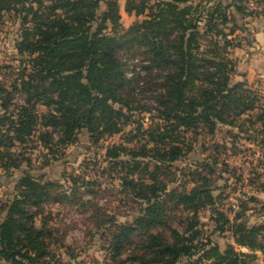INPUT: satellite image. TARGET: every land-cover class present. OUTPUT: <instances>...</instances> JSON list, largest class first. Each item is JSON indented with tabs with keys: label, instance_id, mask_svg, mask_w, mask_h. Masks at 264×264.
Returning a JSON list of instances; mask_svg holds the SVG:
<instances>
[{
	"label": "trees",
	"instance_id": "16d2710c",
	"mask_svg": "<svg viewBox=\"0 0 264 264\" xmlns=\"http://www.w3.org/2000/svg\"><path fill=\"white\" fill-rule=\"evenodd\" d=\"M28 1L0 0V18L23 6L15 44L20 66L10 88L0 87V168L8 173L23 160L30 165L31 142L58 150L83 130L96 141L122 132L135 121L134 111L150 112V125L136 126L144 143H113L105 149L106 158L127 169L123 188L142 203L130 223L113 229L112 256L134 245L121 264H264V223L248 225L237 221L236 213L230 218L217 208L213 185L222 177L217 158H193L187 171L191 185L168 186L177 176L174 163L193 152L194 140L256 108V92L245 81L231 82L235 64L227 46L234 39L228 36L236 28L246 30L236 23L235 12H247L243 5L237 0H125L128 14L144 15L125 27L117 0H35L37 7ZM230 22L235 23L226 32ZM136 56L141 71L128 67V59ZM14 91L22 94L21 101H12ZM145 97L152 102L142 101ZM254 121L264 147V108ZM121 153L129 159L122 160ZM29 170L17 179L16 194L0 203V264H51L56 257L52 230L44 219L37 226L35 217L41 202L67 195L53 196L54 183ZM72 181L77 186L78 180ZM170 201L190 213L182 231L169 223ZM208 206L214 230L232 237L223 249L198 226L197 212Z\"/></svg>",
	"mask_w": 264,
	"mask_h": 264
},
{
	"label": "rangeland",
	"instance_id": "374dc122",
	"mask_svg": "<svg viewBox=\"0 0 264 264\" xmlns=\"http://www.w3.org/2000/svg\"><path fill=\"white\" fill-rule=\"evenodd\" d=\"M117 1L123 26L128 27L136 19L144 17L128 14L124 10L125 0ZM237 1L247 12H235L236 23L246 30L236 28L228 36L234 39L227 46L230 48L228 57L235 64L231 82L245 81L256 92V108L236 117L233 124H218L213 135L202 134L194 140L193 152H188L174 163L177 176L168 186L180 190L184 183L186 187L191 185L187 171L194 164L193 158H217L216 167L222 176L213 185L217 194V208L230 218L236 213L237 221L258 225L264 223V147L261 144L262 135L257 131L258 123L254 119L256 112L264 108V0ZM30 2L37 7L35 0H29L27 4ZM19 7V10L8 11L0 18V87L8 89L15 77L14 71L20 66L15 47L23 27L19 13L23 6L20 4ZM233 23L224 27L226 32ZM199 27L204 29L203 18L199 21ZM139 59L140 56L128 59V67L141 71ZM13 96L12 101L15 102L23 98L17 91L13 92ZM142 101L152 102L148 97L142 98ZM39 109L44 107L40 105ZM133 113L132 119L135 121L126 125L120 133L95 141L83 130L75 142L53 151L36 145V142H29L26 155L30 158V165L23 160L19 168H10L8 173L0 168V203L16 194L15 183L26 168L37 179L54 183L53 196L66 193L67 197L58 201L49 198L41 202V213L35 217L37 226L44 219L46 226L52 230L51 249L56 257L51 264H121L120 261L133 248L134 245L112 256L110 241L113 229L121 223H130L139 213L142 203L121 184L127 169L114 165V160L105 157L106 147L113 143L127 147L144 143L141 134H137L136 126L139 122L143 128H147L152 121L150 112ZM216 143L218 147L214 148ZM120 157L124 161L129 159L124 153ZM72 177L78 180L77 186H73ZM144 177L147 180V176ZM168 206L171 208L169 223L182 231L189 211L181 206L174 207L173 201ZM36 208L31 206L30 210ZM210 216L209 206L199 209L198 226L204 230V236L210 235L223 249L226 243L233 242L232 237L229 231L221 233L214 230ZM134 241L137 243L138 239L134 237ZM256 254L257 261L261 262L262 254L259 251Z\"/></svg>",
	"mask_w": 264,
	"mask_h": 264
}]
</instances>
